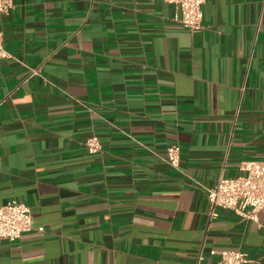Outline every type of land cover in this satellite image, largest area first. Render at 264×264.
I'll list each match as a JSON object with an SVG mask.
<instances>
[{
    "label": "crops",
    "instance_id": "1",
    "mask_svg": "<svg viewBox=\"0 0 264 264\" xmlns=\"http://www.w3.org/2000/svg\"><path fill=\"white\" fill-rule=\"evenodd\" d=\"M202 10L197 32L166 0H15L0 15V207L23 201L34 221L0 239V264H214L234 248L264 264V211L212 215L207 197L264 159V0Z\"/></svg>",
    "mask_w": 264,
    "mask_h": 264
},
{
    "label": "built area",
    "instance_id": "2",
    "mask_svg": "<svg viewBox=\"0 0 264 264\" xmlns=\"http://www.w3.org/2000/svg\"><path fill=\"white\" fill-rule=\"evenodd\" d=\"M180 11L178 21L193 32L204 29L203 4L205 0H166ZM15 6V0H0V15L8 14ZM11 57L5 48L3 32L0 31V58ZM39 73L33 69L30 76ZM90 153L102 150V143L97 136L85 141ZM181 158L180 145L168 148V161L178 167ZM242 174L235 177H220L214 186L207 188V197L213 215L215 209L223 208L233 211L243 219L257 220L258 213L264 211V159L244 161L240 167ZM34 230L32 209L18 199L8 201L0 207V239L15 241L24 234ZM44 230L43 227L39 228ZM216 253V251H212ZM219 259L214 264H251L248 253L241 249H222L218 251ZM202 254L194 264H201Z\"/></svg>",
    "mask_w": 264,
    "mask_h": 264
}]
</instances>
